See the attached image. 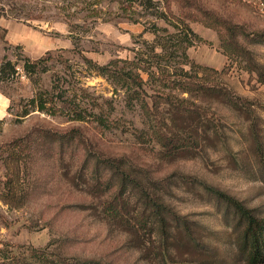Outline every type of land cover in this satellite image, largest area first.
<instances>
[{"label": "trees", "instance_id": "16d2710c", "mask_svg": "<svg viewBox=\"0 0 264 264\" xmlns=\"http://www.w3.org/2000/svg\"><path fill=\"white\" fill-rule=\"evenodd\" d=\"M144 1L147 8H154L156 19L169 22L173 31L153 22L146 33L154 38L143 40L133 50V57L102 65L84 56L78 72L70 62L59 69L52 65L50 53L38 60L13 61L5 56L0 61L1 85L25 76L35 88L30 98L9 100L8 111L15 123L45 115L74 124L67 128L36 125L5 144L0 199L11 208L22 209L38 189L40 180L33 179L37 166L54 168L60 177H65L66 170V176L72 174V189H79L90 200L109 228L124 230L126 244L140 250L146 264L177 263L174 251L178 247L194 255L183 264H215L210 247L201 241V225H189L170 203L174 177L156 176L151 168L128 156L115 157L96 149L87 132L90 127L102 135L127 134L160 160L176 161L202 152L212 137L224 138L222 123L215 122L222 108L246 116L255 110L221 79L224 71L203 67L190 58L188 50L203 40L188 24L173 23L153 0ZM219 33L228 58L242 70L257 74L264 84V64L248 49L264 44V31H248L245 25L226 22ZM77 73L80 79L93 74L103 77L113 87V96L107 98L85 87ZM49 74L50 85L45 87L44 78ZM261 145H255V157L264 173ZM217 194L227 214L232 213L239 256L247 264H264V218L233 197ZM193 252L202 258L197 259ZM0 264L103 263L69 258L61 249L51 252L50 246L36 249L0 242Z\"/></svg>", "mask_w": 264, "mask_h": 264}, {"label": "rangeland", "instance_id": "374dc122", "mask_svg": "<svg viewBox=\"0 0 264 264\" xmlns=\"http://www.w3.org/2000/svg\"><path fill=\"white\" fill-rule=\"evenodd\" d=\"M145 3L144 0H0V61L5 56L13 61L25 57L38 60L50 53L54 58L52 65L59 69L70 62L78 72L84 56L102 65L113 59L133 57V50L143 40L154 38L151 32L146 33L153 22L173 31L169 22L156 19L152 14L154 8H147ZM153 3L168 12L173 23L185 22L202 38V42L188 50L190 58L203 67L224 71L221 79L253 104L255 110L246 116L222 108L215 122L222 123L224 138L212 137L202 152L176 161L160 160L150 148L136 144L127 134L102 135L89 127L88 135L95 141L96 149L115 157L128 156L135 163L151 168L156 176H173L170 203L189 225H201L203 235L198 236L210 247L215 264H247L234 243L237 233L231 222L232 213L227 214L217 192L233 197L264 218V173L255 157V145H264V84L257 74L242 70L228 58L219 30L223 23L229 22L245 25L248 31H264V2L153 0ZM248 49L264 64V44L249 45ZM77 78L80 79L78 73ZM50 80V74L45 76V87ZM80 80L98 95L113 96V87L101 76L87 75ZM1 92L7 99L19 102L32 97L35 88L28 78L21 76L8 86L0 83ZM40 124L55 128L74 126L63 118L45 115L40 120L32 117L15 123L8 110L5 115L0 113V181L5 173L1 166L5 144ZM67 172L60 177L54 168L37 166L33 179L40 180L38 189L22 209L11 208L0 199V242L36 249L50 246L51 252L61 249L69 258L103 264H146L141 251L126 244L124 230L109 228L90 200L79 189H72V174L66 176ZM174 254L175 264L194 258L184 247H178Z\"/></svg>", "mask_w": 264, "mask_h": 264}, {"label": "crops", "instance_id": "0c3cea01", "mask_svg": "<svg viewBox=\"0 0 264 264\" xmlns=\"http://www.w3.org/2000/svg\"><path fill=\"white\" fill-rule=\"evenodd\" d=\"M9 99H7V97H5L3 94L0 93V113L4 114L6 113V111L8 110L9 107Z\"/></svg>", "mask_w": 264, "mask_h": 264}]
</instances>
